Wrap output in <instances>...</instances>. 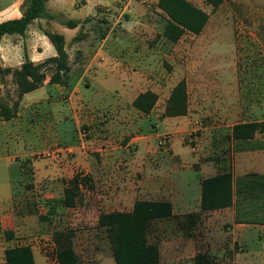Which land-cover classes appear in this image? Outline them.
<instances>
[{
    "label": "rangeland",
    "instance_id": "rangeland-1",
    "mask_svg": "<svg viewBox=\"0 0 264 264\" xmlns=\"http://www.w3.org/2000/svg\"><path fill=\"white\" fill-rule=\"evenodd\" d=\"M17 1L0 0V22L23 16L28 2ZM95 1L87 0L88 5L77 9L75 2L81 5L82 0H64L66 13L62 16L68 20L81 19L92 12ZM107 1L110 7L99 10L100 23L88 28L89 42H83L86 44L80 52L73 49L75 43L69 44L72 61L75 63L85 52H93L98 44V50L112 53V56H106L105 67L113 69L112 78L119 83L121 92H124L122 83L134 85L138 91L154 92L159 97L156 112L164 113L173 89L186 81L187 113L175 117L171 120L172 125L165 128V135L159 141L160 151L170 148V141L177 134L172 126L177 123L184 129L177 135L183 136L184 144L190 148L176 143V153L190 158L198 155L203 163L216 166L217 174L232 171L235 161L230 139L233 125L264 119V0H222L217 10L206 0H190L210 14V21L201 35L188 34L177 44L163 36L166 16L158 9V0ZM15 2V8H9ZM37 30L35 24L27 32L28 38L13 37L0 42L3 71L0 72V109L19 102L15 119L0 121V231L17 230L20 243L32 245L36 254L44 251L43 244L74 232L72 240L81 258L80 264H113L106 233L98 229L99 216L110 211L103 198L110 190L95 189L89 181L81 188L76 207L66 208L63 197L67 179L63 168L67 160L62 157V149L75 143L77 146L85 144L90 147L89 156L93 161L97 160L100 154L97 150L103 144L109 145L108 139L99 137L105 124L113 125L112 129L107 127L106 130L114 129L112 133L118 136V144L124 143L126 134L119 140L121 133H131V129L136 132L139 128H133L139 120L129 111V101L135 94L127 90L122 95L126 102L120 101L118 113H112L114 109L107 112L101 105H89L88 96L95 97L101 91L98 85L95 89H81L78 94L81 99L75 97L70 101L66 88L52 89L49 85L53 67L48 66L44 85L19 100L12 71L22 67L26 47H32L36 54L39 49L47 53L48 40ZM59 30L72 38L73 34L64 27ZM96 34L98 40L92 38ZM103 34H110L111 38L101 47L100 36ZM15 47L17 49L11 53V48ZM76 56L79 57L77 60ZM104 71L105 68L102 73ZM100 80H97L99 84ZM124 111L130 118L122 116ZM132 114L136 119L133 124ZM155 121L150 122L154 124ZM144 127L138 134L148 132L147 126ZM132 151L137 153L138 147L133 145ZM155 164L158 165L157 161ZM53 165L57 175H48L47 170ZM190 179H199V174L191 172ZM212 218L213 215L201 217L191 230L180 226L181 222L187 224L185 218L157 223L151 241L160 244L159 264H196L197 256L212 264H262L258 255L264 254V250L248 252L240 250L239 246L230 248V224L209 225ZM249 221L264 226V218ZM261 231L248 235L249 244L258 240L264 242V228ZM251 253L257 257L250 258ZM243 257H247V261Z\"/></svg>",
    "mask_w": 264,
    "mask_h": 264
},
{
    "label": "crops",
    "instance_id": "crops-1",
    "mask_svg": "<svg viewBox=\"0 0 264 264\" xmlns=\"http://www.w3.org/2000/svg\"><path fill=\"white\" fill-rule=\"evenodd\" d=\"M17 2H15V4L13 3V5L11 3L9 8L14 9ZM63 4L64 0H48V11L53 16H56V19L52 21L37 20L31 26L33 27L37 24V32L39 35L42 34V37L45 40H48L46 41L47 53L43 52L42 49H39L37 50L38 54H36L32 47H26L27 50L25 53L27 52L29 58L37 64L42 63L51 57H55L56 50L46 37L45 32L47 31L57 34L61 32L62 34L60 35H63L66 40V50L70 58L71 66L69 87L66 89L70 94L69 100L72 101L73 98L80 97L78 94H81V89H95L96 85H98L101 91L95 97L88 96L90 100L89 105L96 107L101 105L102 107L107 108V112L114 109L115 111L111 112L114 113L117 111L118 113L120 101L126 102L122 98V95H125L124 93H127V90H132L135 96L129 101V111L135 114V117L139 120V122L133 126V128L139 126L136 132L134 129H131V133H121L119 140L124 134H126V141H124V143L122 142V144H118V136L112 133L115 131L114 129L111 130V132H108L106 130V128L109 127L108 125L105 124V126L101 127L103 130L102 133L105 132V134L101 133L99 137H103V140L108 139L107 142L109 145L103 144L105 147L101 146L97 150L100 152L97 160H92L89 156L90 147L85 144L77 146L75 143L74 145L71 144L67 149L63 148L62 157L67 160L66 166L63 168V174L67 179V184H65L66 188L69 181L77 173H82L84 176L90 178V183L95 189L102 188L103 190L106 188L110 190L107 196H103V198L106 199L105 202L108 206L107 210L110 211H105L104 213H112L114 211L130 212L133 210L134 205L138 200L169 201L173 205L174 216L179 217L180 219L194 213H200L203 180L215 177L224 172L217 174L216 170H218V168L211 163H203L198 155L190 158L186 155L184 156L183 154L175 152L174 146L176 143L190 148L184 144V137L177 135L184 132L183 127H178L177 123H174L172 126V129L177 134L171 139L170 148L163 152L160 151L159 141H161V137L165 135V128L172 125L171 120H174L175 117H167L165 115L166 109H164V113L162 111L156 112V108H154L149 115H145L133 106L135 99L144 92L141 90L138 91L134 85H127L125 83H122L124 92H121L119 83L112 78L114 75L113 69H111V71L108 70L109 68L105 67L107 64L105 62L107 60L106 56L110 57L112 56V53L98 50L97 44V46H94L93 52H85L84 55L77 53L82 55V57H80L81 59L76 56V60L78 58L79 60L75 63L72 61V56L68 49L69 44L75 43L73 49L75 52H80L79 50L81 47L86 44L83 42H89L88 40L91 38V36H89L90 32L88 31L89 26L100 23L99 10L101 11L104 8L110 7V2L107 0L95 1L92 7V12L81 19L75 20L79 22V25L73 29L68 28L61 22V19L68 20L65 16H62L66 13ZM82 5H88L87 0H82L81 5L78 2H75L74 6L77 9H81ZM109 10H112V8ZM21 17L22 16L19 15L12 19H19ZM63 27L65 30L67 29L73 34L72 38L69 39L65 32L59 30ZM13 37L19 36L4 37L3 40ZM23 38H28L27 33ZM92 38L98 40L97 34ZM100 38L102 39V43H100L102 47L109 42L111 36L110 34L107 36L106 34H103ZM23 46L25 48V45ZM17 47H20V45H17ZM17 47H15V49L11 48V53H13ZM100 59H102L101 61L103 62H100ZM96 60H98V62ZM103 68H105L106 71L102 73ZM99 75L101 80L99 79ZM97 80H100L101 83L99 84ZM54 88L56 89L58 86ZM28 95L24 96L23 99L27 98ZM85 97H83V99H85ZM48 99L49 98L47 97V100ZM133 114L130 119L132 124L136 123ZM125 115H127L126 111L122 112V116L125 117ZM127 117L130 118L128 115ZM128 118L127 121L129 120ZM153 119L156 120L154 124L150 122ZM72 120L73 118L70 116V121L72 122ZM251 122L257 121L249 120L241 123ZM261 122H264V119L258 121V123ZM241 123H236L233 126ZM144 125L147 126L146 128H148V132L138 134L144 130ZM109 128L112 129L113 125ZM56 129H58L57 124ZM161 130H163L162 133H160ZM101 140L102 139H100V141ZM164 144L166 145L167 142ZM231 144L235 158L232 167L234 177V204L226 209L204 213L201 217L213 215V218L209 219L208 224H214L217 225V227L230 224L231 227H229V234L232 239V242H230V248L236 249L237 246H239L240 250H246L248 252L250 250L263 251L264 242L258 240L249 244L248 235H253L255 232L259 234V232H262V228H264V226H257L256 224H253L252 221H249L250 219L264 218V130L258 132L253 139L232 140ZM133 145L138 147L137 153L132 151ZM165 147H163V149ZM68 154L69 159L67 158ZM53 155H55V152ZM55 158L56 155L54 156V159ZM156 161L158 165H154ZM54 165L47 170L48 175H57V168ZM191 172H197L199 174V179L192 181L190 179ZM58 174L61 173L58 171ZM124 208L127 209L124 210ZM1 221L2 218L0 216V223ZM98 229L103 230L99 227ZM11 230L15 232V239L10 241L6 239L5 231H0V264H4L5 251L8 248L30 245L27 243L25 244V242H23L24 244H21L18 239V231L15 229ZM30 247L33 250L36 264H46L47 258L44 252L36 254L32 245H30ZM252 256H254V258L257 257L253 254L249 257L253 258ZM258 258L262 261V264H264V254L261 253V255H258ZM244 259L247 261V257H243V260ZM113 264H115V261H113Z\"/></svg>",
    "mask_w": 264,
    "mask_h": 264
},
{
    "label": "trees",
    "instance_id": "trees-1",
    "mask_svg": "<svg viewBox=\"0 0 264 264\" xmlns=\"http://www.w3.org/2000/svg\"><path fill=\"white\" fill-rule=\"evenodd\" d=\"M28 6L19 19L0 22V42L4 37H23L37 20L52 21L56 19L49 13L48 0H27ZM214 10H217L222 0H206ZM157 7L166 16V26L163 36L171 43H179L186 35L199 36L210 21V14L190 0H158ZM70 29L79 25L75 20H61ZM46 37L56 50V56L43 63H34L25 53V61L18 70H13L15 82L19 89V100L24 96L39 90L47 80L46 68L53 67L49 85L69 87L71 72L70 58L66 50V40L63 35L45 32ZM0 72H3L0 67ZM159 97L152 91L140 94L133 106L145 115L155 108ZM19 102L10 108L0 109V121L10 122L18 115ZM188 109V93L186 81H181L173 89L166 107L168 117L184 116ZM264 130V122L241 123L233 127L231 140H250L258 132ZM90 181L89 177L77 173L68 183L64 191L63 203L66 208L76 207L77 198L82 187ZM92 188V187H91ZM234 204V177L232 171L224 172L215 177L204 179L202 182L201 212L185 217V229H193L202 214L222 210ZM180 220L173 214V205L169 201H136L132 211H116L102 213L98 219V227L106 233L115 264H159L161 247L151 241L155 225L164 220ZM180 223V222H179ZM8 241L15 239L11 229L5 232ZM73 234L56 239L57 260L59 264H80L81 258L73 245ZM196 264H212L205 262L204 257L197 256ZM4 264H36L33 250L30 246H15L5 251Z\"/></svg>",
    "mask_w": 264,
    "mask_h": 264
},
{
    "label": "built area",
    "instance_id": "built-area-1",
    "mask_svg": "<svg viewBox=\"0 0 264 264\" xmlns=\"http://www.w3.org/2000/svg\"><path fill=\"white\" fill-rule=\"evenodd\" d=\"M53 241L43 244V250H44L43 252L47 258L48 261L47 264H59L57 260V244L55 241L54 242ZM23 246H30V245H23Z\"/></svg>",
    "mask_w": 264,
    "mask_h": 264
}]
</instances>
